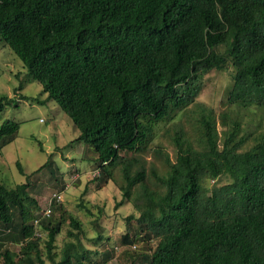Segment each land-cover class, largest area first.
Masks as SVG:
<instances>
[{
    "label": "trees",
    "instance_id": "obj_1",
    "mask_svg": "<svg viewBox=\"0 0 264 264\" xmlns=\"http://www.w3.org/2000/svg\"><path fill=\"white\" fill-rule=\"evenodd\" d=\"M0 40L70 116L77 140L94 147L99 186L121 168L122 202L139 211L121 243L153 242L129 254L130 264H264V125L243 132L223 113L220 131L214 110L196 101L205 75L232 65L229 103L264 115V0H0ZM15 101L1 95L0 111ZM195 103L199 133L173 135L175 160L166 155L167 173L152 170L148 187L142 161L123 153L147 151L156 129ZM19 128L3 121L0 150ZM221 177L227 182L207 184ZM30 186L0 178V264L112 256L91 261L80 219L56 199L45 216ZM67 219L70 239L58 253Z\"/></svg>",
    "mask_w": 264,
    "mask_h": 264
},
{
    "label": "rangeland",
    "instance_id": "obj_2",
    "mask_svg": "<svg viewBox=\"0 0 264 264\" xmlns=\"http://www.w3.org/2000/svg\"><path fill=\"white\" fill-rule=\"evenodd\" d=\"M233 74L232 65L224 70L209 71L196 101L214 110L220 131L223 129L221 114L227 113L228 120H241L243 132L255 134L264 125V115L258 108L244 110L229 103L228 91L233 83ZM21 81L23 86L17 89ZM1 95L16 97V101L0 111V126L6 119L20 123L15 139L0 150L1 180L8 186L28 180L31 195L41 209L48 208L53 193L63 192L60 202L66 211L82 222V245L92 251L93 262L104 259V254L109 252L112 256L102 264H130L133 259L130 255L134 251L148 249L153 242L145 240L137 243L136 248L121 243V236L127 232L128 226H136L135 219L129 221L127 217L139 215L133 200L122 202L121 168L114 169L116 180L99 186L95 179L98 167L95 165L94 147L77 140L81 133L79 128L55 100H47L48 95L42 85L27 72L22 60L3 40H0ZM199 109V104L195 103L169 122L161 124L150 147L142 154L123 153L128 159L138 157L142 161L148 173V187H155L152 170L159 174L167 173L166 155L175 160L177 149L173 135L180 129L191 137L199 133ZM140 167L141 163L134 164L133 171ZM227 180L228 177H221L209 180L207 184L212 186ZM69 229L71 225L67 219L57 236L58 253L70 239L67 234ZM41 234L43 239L47 237L46 233ZM9 246L19 249L13 243ZM46 264L53 263L47 259Z\"/></svg>",
    "mask_w": 264,
    "mask_h": 264
},
{
    "label": "built area",
    "instance_id": "obj_3",
    "mask_svg": "<svg viewBox=\"0 0 264 264\" xmlns=\"http://www.w3.org/2000/svg\"><path fill=\"white\" fill-rule=\"evenodd\" d=\"M96 172H97V174H99L100 169L98 168ZM96 172L94 173V175L96 174ZM54 199H56L57 201H61L63 199V192L59 191V192L53 193L48 208L44 209V215L45 216H49L52 213L51 204H52V201ZM37 222H38V220H36V223Z\"/></svg>",
    "mask_w": 264,
    "mask_h": 264
}]
</instances>
